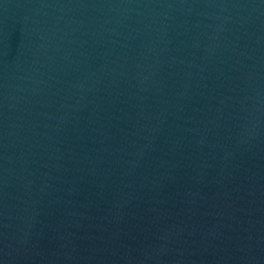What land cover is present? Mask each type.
Returning a JSON list of instances; mask_svg holds the SVG:
<instances>
[{
    "label": "water",
    "instance_id": "95a60500",
    "mask_svg": "<svg viewBox=\"0 0 264 264\" xmlns=\"http://www.w3.org/2000/svg\"><path fill=\"white\" fill-rule=\"evenodd\" d=\"M0 264H264V0H0Z\"/></svg>",
    "mask_w": 264,
    "mask_h": 264
}]
</instances>
